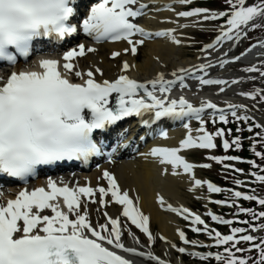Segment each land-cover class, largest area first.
Instances as JSON below:
<instances>
[{
    "label": "snow or ice",
    "instance_id": "1",
    "mask_svg": "<svg viewBox=\"0 0 264 264\" xmlns=\"http://www.w3.org/2000/svg\"><path fill=\"white\" fill-rule=\"evenodd\" d=\"M191 0H179L181 4H188ZM228 11L209 12L207 8H195L192 11L179 12L178 16H203V20H216L226 17V24L220 26V35L216 37L215 44L205 45V50L213 49L222 41L240 39L246 35L245 29L250 25L253 29L262 27L254 23L258 18H264V0L248 5L246 0H226ZM147 4L140 0H99L92 5L86 18L82 21L85 33L97 41L125 40L130 48L124 52L136 54L137 46L143 45L145 39L153 36H167L176 44L181 41L175 36V29L151 32L135 23L134 20L144 14ZM76 12L72 0H0V61L15 64L17 54L27 58L30 54L33 41L39 37H52L63 39L77 31V25L71 22ZM186 27V25H181ZM142 37L135 39L136 35ZM264 46V42H261ZM253 48L256 45L252 46ZM14 49L15 51H10ZM95 48H87L83 44L78 49H72L63 56L62 65L56 59L39 60L41 70L13 71L5 80L0 77V174L10 177L26 179L35 175L39 165H50L62 160L83 159L87 161L92 156L104 155L101 147L93 139L96 130H103L108 126L127 117H145L144 125L155 123L162 118L173 120H192L199 122V127L193 129L190 123H184L186 136L179 142L178 147H153L148 155L155 157L162 165H170L173 175H179L180 169L190 174L192 189L204 185L210 193L226 191L211 181L196 179L193 169L197 165L190 163L181 155L186 149H215L216 138H224L225 130L217 129L210 132L206 128L207 121L203 118L206 110H211L212 122L219 121L227 124L228 112L237 120H247L248 116H241L238 110L246 109L245 105H227V111L219 108L211 100H201L195 106L185 96L172 98L171 93L178 83L186 88V77L196 73L195 79L201 85H227L228 81L205 78L207 69L213 65L202 63L190 68H179L172 72L173 79H166L163 73H158L154 79L140 82L126 74L119 75L114 80H97L96 73L100 68H89L86 72L77 70L71 61L75 57H83L86 52H94ZM113 52L112 56H119ZM239 60L240 57H235ZM220 65L229 63L227 59L219 61ZM132 67L127 61L123 63L122 73ZM61 68L64 71H61ZM248 72H259L264 76V70L255 65L246 69ZM68 74L80 79V83L73 82ZM238 81L233 80L232 83ZM224 87L220 88L223 92ZM159 93V95H158ZM115 94V105L111 98ZM255 99L257 95L264 100V90L241 93ZM255 127H264L256 124ZM252 127H249V131ZM231 131V130H229ZM239 131V129H238ZM195 132V135H194ZM167 137V132H161ZM259 137L261 133H256ZM256 141H254L255 143ZM223 148L227 151L233 146L240 148V137L231 142L224 138ZM115 151V149H113ZM111 160L112 153L107 154ZM257 157L264 159V153L256 152ZM209 159L218 163L224 161L240 160L238 156H210ZM254 167V160L247 161ZM200 167L210 168V164ZM226 170L243 172L233 165L224 163ZM165 168L164 172L167 173ZM255 181L264 183V174L251 173ZM102 179L107 180V187L95 188L84 185L69 187L58 186L57 182L49 179L47 189L44 187L20 190L14 199L0 202V264H133V261L121 255L124 253L147 256L156 261V264H168L167 261L151 252L138 251L135 247H126L122 242L120 217H111L107 212L105 223L93 225L90 220L87 203L81 204L82 198L89 202L99 203L106 207L109 203L122 206L121 215L145 233L150 242L154 237L149 229V217L139 209L129 192L122 190L115 176L103 171ZM237 185L242 184L236 180ZM231 191V199L216 200L213 203L238 207L234 214L237 220L225 219L209 211L207 214L213 221L222 225L231 226L234 222L248 225L244 227H231L229 234H222L219 230L211 228L197 213L186 207L167 208L190 221L192 230L196 233H206L212 244L204 245L197 240H188L182 230H177L180 240L184 244L202 247L221 248L217 252H192L193 256L203 260L214 258L217 264H264V237L259 239L252 233L264 230V224L254 223L264 219V211L256 212L252 208L239 207L238 199L255 201L264 206V197L254 192ZM99 194V200L95 199ZM110 194V199L106 200ZM4 193L0 191V197ZM62 198V201L61 199ZM158 202L164 206V199L158 196ZM51 210V215L42 214ZM239 213L251 214V221H239ZM202 226V227H201ZM134 235V234H133ZM167 243L166 237H161ZM137 243L139 239L136 238ZM246 242L249 247L241 248L238 245ZM171 247L179 253H185V247ZM257 252L256 257L237 255V253Z\"/></svg>",
    "mask_w": 264,
    "mask_h": 264
},
{
    "label": "bare ground",
    "instance_id": "2",
    "mask_svg": "<svg viewBox=\"0 0 264 264\" xmlns=\"http://www.w3.org/2000/svg\"><path fill=\"white\" fill-rule=\"evenodd\" d=\"M142 1L143 3L147 1L148 5L144 10V14L135 18L139 25L151 32L175 29L174 34L181 41L180 44L174 43L172 39L167 36L143 38L145 39V43L141 47L144 46L142 50L144 55L141 60H138L139 55L137 52L136 54H132L130 51L127 53L124 52L125 48H130V45L126 42L103 43L102 45L96 46L94 52H88L85 56L81 57V59L76 60V63L84 69L92 68L94 70L97 67L100 68L102 74L96 73L95 77L104 79L107 77L114 78L115 74L121 73L123 63L127 61L132 65V67L127 70L129 72L128 75L140 82H145L154 79L158 73H163L166 79H173L171 74L176 69L190 68L210 62L213 66L210 71H207V78L226 80L228 81L227 85H215L214 88H210L209 86L213 85H201L199 81L195 79L194 74L186 77L189 86L186 88H173L170 94L171 97L178 98L180 95H183L195 106H199L201 100L208 99L216 103L219 108H224L225 110L229 103L245 105L246 109L238 110V114L248 117L251 116L258 124L264 125V111H259L256 105L249 101V97L241 95V93H245L239 88V86H243L246 83L245 80H243L244 75L238 74L237 71L235 72L231 68L226 67L229 63L235 61V57H240L245 63H254L260 60L264 57V46H261V42H264V39L253 44L256 45L255 48L251 45L246 51L241 54L239 53L238 56L233 53L232 48L229 50L223 45L227 41L225 40L220 44H216L213 49L205 50V45L210 44L207 43L202 47V50L188 57L184 50L187 41L184 40L183 37L186 31L200 26L199 24L205 21L203 20V16H178L177 13L181 12L179 7L182 5L179 3V0H140V2ZM261 19L264 20V18ZM225 24L226 23L223 25ZM181 25H186V27H181ZM215 41L216 38L213 40L212 44H215ZM140 48L137 46V49ZM113 52H119L120 55L114 58L112 56ZM223 59H227L229 63L221 66L219 61ZM214 72L216 73L212 76ZM233 80L238 82L232 83ZM221 87L225 89L223 92L220 91ZM207 113H211V110H206L202 115ZM184 123H190L193 129L197 128L193 126V119L190 121L186 119L172 127L163 124L161 125V131L149 140L138 158L129 160L119 159L116 163L110 165V168L117 176V182L121 189L128 191L134 203L137 204L144 215L149 217V229L152 234L155 230L154 225L157 227L159 231V240L162 241V251L166 256L174 252V248L171 247V244H176V246L181 245L188 250L196 248L193 245L184 244V242L180 240L177 231L178 229L182 230L186 236V230L182 228L181 221H188L189 227L192 228L190 221L185 220L178 213L168 209L167 205H172L174 208L183 206L188 208L191 212L196 213L189 205L191 202L188 197H195L201 202H205L206 195L208 194L206 185L195 190H190L192 189V178L190 174L184 173L183 170L180 169L178 170L180 173L179 175H173L170 165H162L157 158L148 155L153 147H178L179 142L187 134L186 129L183 127ZM161 132H167V137L162 136ZM192 150L193 149L182 150L180 154L185 156L190 163L197 165V167L193 169L195 178L205 180L201 173L197 171L199 163L188 156ZM165 168L168 169L166 174L164 172ZM99 172L100 170L91 172L93 180H97ZM102 183L107 184L108 182L107 180H103ZM103 186L106 187L104 184ZM158 196H162L164 199L163 207L158 202ZM121 212V205L117 208L112 205L110 211L107 213L109 216L115 218L119 216ZM201 218L205 219L203 216H201ZM162 236L167 238V243L165 240L161 239ZM155 241L149 246L150 248L154 247ZM128 242L130 243L126 245V247L136 246L132 239L129 238ZM138 251L141 250L138 249ZM123 255L132 260L133 264H156V262L152 261L147 256L140 257L124 252ZM176 264L181 263L177 261Z\"/></svg>",
    "mask_w": 264,
    "mask_h": 264
},
{
    "label": "rangeland",
    "instance_id": "3",
    "mask_svg": "<svg viewBox=\"0 0 264 264\" xmlns=\"http://www.w3.org/2000/svg\"><path fill=\"white\" fill-rule=\"evenodd\" d=\"M258 2H259V0H246V3L248 5H251L253 3H258ZM200 7L207 8L210 12L213 11V12H217V13L218 12H221V11H228L229 10V5L226 3V0H209V1L199 0V2L195 6L193 5L189 9H185V10H187V11L191 10L192 11L193 9L200 8ZM259 21L260 22L257 23V24L264 25V20L261 21V18H260ZM213 25L214 26H218V25H222V24H220L219 22H216L215 20H208L207 23L205 25H203L204 26V30H202L201 25H200V27H198L197 30H195L196 27H194V28L190 29L189 31H186V34H185V36L183 38H184V40L187 41V43H185L184 50L186 51V55L188 57H190L192 54H195L196 52H199V49L202 47L201 44L203 42H206V41L209 40V38L211 37V35H212L213 32L208 31V30H212L213 28L211 29L209 27H212ZM263 37H264V26L257 27V28H254V29L252 28L251 31H249L248 33H246V36H244V37L241 38L240 43L244 44V42L247 41L248 44H251V43L256 42V40L261 39ZM143 48H144V46L141 47L137 51V53L139 55L138 56V60H141L142 57H143V55H144V53L142 52ZM236 67H238V65L235 66V67H233V68H231V69L236 72V71H238V70H235ZM240 71H241V69H240ZM249 84H250L249 82H246L243 86H241L242 89L243 90L244 89H246V90L250 89V87L252 85H249ZM249 92H256V90L255 89H251V90H249ZM249 101H251V103H254V105L257 106V108H258L259 111H264V100H262L259 95H257V97L255 99L250 98ZM218 124L219 123H217L214 126V124H211L207 120L206 127L208 129L215 130V128H216V126ZM220 128H223L225 130V138L226 139H228V137H232V135H234V134L237 133V131H235V130L233 131L232 130V126H230V123L229 122L226 125H222ZM229 130H231V131H229ZM259 133H261V136H264V130H262L261 132L259 131ZM216 139H217V147H216L217 150H216V152H214L213 150H207V149H195L193 151V154H191V158L193 160H195V161L198 160L202 165L203 164H210L211 165L210 168L200 167V169H201V171H200L201 175H203L204 177H209L214 182H217V183H225V182H223V180L221 178V174L224 172L222 170V169H224V163H218V162H216L214 160L209 159V157L210 156H220L221 154H228V153L238 154L239 151H240V149L239 150L236 149L234 151L232 149H229V150H232L233 152H230L228 150H227V152H223L221 150V148H222V140L223 139H221L220 137H217ZM218 145H220V146L218 147ZM252 145H253V143H250V145L248 147L249 150L250 149H253L252 148ZM233 165H235L239 169H242L243 170V172H240V174L243 175L245 178L253 177V176H251L252 170H251V167L250 166L244 167V166H241V165L239 166V165L234 164V163H233ZM256 183L258 184V188H254V187H252V188H246V187H243V186L240 187V186L237 185L236 186L237 187L236 190L243 191V192H250V193L251 192H254V194H256L257 196L264 197V183H260V182H257V181H256ZM182 191H183V189H182ZM218 196L221 197V198L227 197V196L230 197V196H232V193H228V191L226 190V191L220 192ZM188 198L190 199L189 201L192 203V206L196 210L202 209L204 212H206V209L204 207V205L206 203L204 205H202V202L201 201H199V202L193 201L192 202L191 197H188ZM210 205L212 206L213 209H215L217 207L216 205H213L212 202H210ZM237 205L238 206L240 205V203L238 202V200H237ZM242 206H244L245 208H247L245 205H242ZM231 211H234V207L229 208L228 211H225L224 212V211L221 210L220 212L223 213L224 215H226L228 213H233ZM248 215H250V214H248ZM229 217H231V216H227L226 218L229 219ZM246 220L251 221L252 219H246V218H243V217L242 218H239V221H246ZM231 227H236V226L233 225V224L231 226H223V229L221 230L222 233L223 234H229ZM154 228H155L154 235L157 236L158 229H157V227L155 225H154ZM252 234L255 235L258 238V240H259L260 238L264 237V230L255 231ZM140 236L142 237V233H140ZM136 237L139 239L137 233H136ZM192 239L198 241V238H196V237H193ZM143 240L145 242L146 241H149L148 238H143ZM145 242L143 243L142 241L139 240V243L138 244L143 246L145 244ZM242 246H240V247H242V248L249 247V246H244V244ZM156 249H158L160 251L161 256H163L164 258H167V257H170L171 258V257H173L172 254L165 256L164 252L162 251V243H159L158 246L156 247ZM222 250L223 249L220 248V251H222ZM174 251H175V253L177 255H182V253H179L176 250H174ZM245 256L256 257L257 256V252L251 253V254H248L247 253V255H245ZM191 261H192L193 264L194 263L195 264H198V262L197 261H194V259L191 260ZM213 262H217V261L213 258ZM249 264H251V261L249 262Z\"/></svg>",
    "mask_w": 264,
    "mask_h": 264
},
{
    "label": "trees",
    "instance_id": "4",
    "mask_svg": "<svg viewBox=\"0 0 264 264\" xmlns=\"http://www.w3.org/2000/svg\"><path fill=\"white\" fill-rule=\"evenodd\" d=\"M264 150V149H263ZM243 154H247V149L244 147L243 148V152H242Z\"/></svg>",
    "mask_w": 264,
    "mask_h": 264
}]
</instances>
